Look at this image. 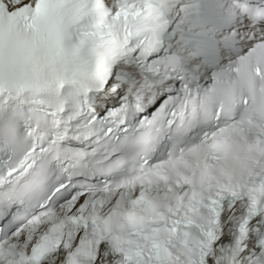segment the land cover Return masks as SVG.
Wrapping results in <instances>:
<instances>
[{
    "label": "snow or ice",
    "instance_id": "obj_1",
    "mask_svg": "<svg viewBox=\"0 0 264 264\" xmlns=\"http://www.w3.org/2000/svg\"><path fill=\"white\" fill-rule=\"evenodd\" d=\"M0 264H264V0H0Z\"/></svg>",
    "mask_w": 264,
    "mask_h": 264
}]
</instances>
